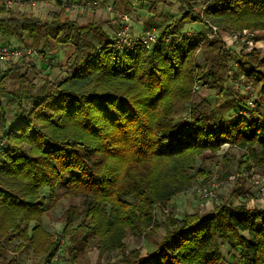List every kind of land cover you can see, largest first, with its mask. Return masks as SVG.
<instances>
[{
	"label": "trees",
	"instance_id": "16d2710c",
	"mask_svg": "<svg viewBox=\"0 0 264 264\" xmlns=\"http://www.w3.org/2000/svg\"><path fill=\"white\" fill-rule=\"evenodd\" d=\"M179 1L186 3L183 13L161 30L172 38L150 48L115 46L105 29L110 20L86 23L60 11L45 20L0 8V43L24 47L28 34L72 48L59 78L37 83L19 67L0 70V119L8 118L3 95L19 109L1 136L7 145L0 147V264H20L17 255L26 249L52 264L60 239L43 224L42 189H49L51 206L60 186L81 198L67 210L63 230L74 262L94 241L100 254L121 251V264H229L223 246L238 264H264V207L234 204L238 189L209 211L156 221L158 207L206 174L195 169L206 151L215 154L228 142L245 150L247 168L264 165V54L209 36V24L229 33L264 30V0H201L209 3L202 11ZM113 2L123 12L136 10L130 0ZM186 24L202 25L200 32L192 28L195 41L175 37ZM228 55L235 75L254 87V107L250 95L226 86ZM214 87L215 102L195 100L200 88ZM218 106L236 110L219 116ZM160 225L164 233L153 250L127 251L128 235Z\"/></svg>",
	"mask_w": 264,
	"mask_h": 264
},
{
	"label": "rangeland",
	"instance_id": "374dc122",
	"mask_svg": "<svg viewBox=\"0 0 264 264\" xmlns=\"http://www.w3.org/2000/svg\"><path fill=\"white\" fill-rule=\"evenodd\" d=\"M190 1L194 6L197 4V0ZM69 2L71 1L61 0L63 5L59 6L56 0H38L35 5L29 6L25 10L21 11L14 9L10 11L12 13H25L28 16L40 17L41 19L45 20L50 19L54 11H60L61 15L64 14V18L71 19L74 18L75 13L71 14L68 12L69 10L73 11L71 7H67V5L71 6ZM113 4V0H101L98 5L90 10V12H93L92 16L95 19L110 20L111 23L117 25L120 15L124 12L122 11V8H114ZM185 4L186 3L183 4V2L180 3L178 0H172L171 3H169V6L166 7L165 4H162L161 0L155 5L149 1L135 0L136 10L132 11L131 13L129 12L132 18L131 22L135 23L136 25L139 21H143V23H145L146 29L155 26L161 32V30L168 23L181 16L184 6H186ZM153 5L154 8L152 7ZM108 6H111L112 9L109 10ZM96 8H101V10L97 11ZM199 9L202 10L201 7ZM5 12L9 11L6 10ZM80 12H85L82 16L85 20L88 10ZM1 16H5V14L0 12V17ZM147 23H151V27L148 26V28ZM186 25L188 28H195V30L198 32H200V29H202L201 24ZM186 25H184V29L187 28ZM105 28L108 32H111L112 37L115 36L116 33H112L114 27L106 25ZM203 29L206 30L205 28ZM256 32L254 47L259 48L261 53L264 54V30H259ZM224 33L225 31L222 30L221 38L223 39ZM34 40L35 39L32 41L29 35L26 34L25 45H30L31 47L35 48L41 55L40 57L32 56L28 59L10 63L0 62V70L5 73V70L12 66L19 67V72L26 73L37 83H41V81H43L45 78L54 79L63 76L67 70L66 62L72 52V48L68 46H59L55 41L50 39L46 40L42 37H38L35 41ZM12 43L17 44L14 42V40ZM234 45L235 48L240 49V43H235ZM56 49H59V54L57 53L59 51ZM14 74V71H12L5 79L8 83V87H13L12 81ZM223 76L227 79L226 86L231 87L233 91H237V89L240 90L238 87H236L234 82H231L228 79L226 71L223 72ZM231 84L234 86H231ZM217 92L218 88L216 87L200 88L198 90V97H196L195 100L199 101L201 98L205 97L211 102H215L217 99H219ZM3 97L6 105L7 117L10 121L11 117L14 118L18 115L19 109L17 104L11 100L8 95H3ZM224 101L225 98L222 100V102ZM235 110V108H230L228 111H225L221 108V106H218L217 114L220 116L225 114V112H228V115H231ZM9 121L3 122V120L0 119V126L3 127V124H5L6 130H8ZM198 167L205 169L206 174L198 175L193 186L189 190L174 196L164 206L165 209H163V207H158L155 210L157 222L160 223L171 213L181 216L185 213L194 211H209L218 203L230 202L228 200L230 196L234 195L232 192L235 189H238L240 194L239 196L235 195L236 197H233L234 199L232 202L234 204L244 201L248 207H264V196H262L259 192V179L260 177L264 176V165H252L250 168H247L244 149L238 148L235 145L226 142L217 153L213 154L210 151H206L202 156H200L197 160L195 169H198ZM214 175L218 176L220 185L218 187L212 186L210 188L213 192V195L211 197H202L201 195L195 194L193 190L194 186L201 185V183H206L208 179ZM65 191L66 188L64 186L58 187L57 198L54 200L56 202L49 206L50 201H52L53 198L50 197L48 188L42 189V199L46 207V212L43 216V224L55 239H60L59 251L56 253V255H54L52 264H121L120 259L123 257V253L121 251L116 250L110 253L100 254L97 248L94 247V241H87L86 249L79 253V256L75 262L72 261L71 255L68 251V246L71 241L66 235L63 234V230L67 221V210L73 205H79L81 198L79 196L65 194ZM163 233L164 227L160 225L159 227L152 230L151 233H145L142 236L128 235L125 239L127 251L140 248L142 253L145 254L157 246L158 241L162 239ZM222 249L229 264L239 263L238 258L234 256L233 252H231L227 246H223ZM17 259L20 264H42L43 262L40 257H36L29 249L19 253L17 255Z\"/></svg>",
	"mask_w": 264,
	"mask_h": 264
},
{
	"label": "built area",
	"instance_id": "2783aa9c",
	"mask_svg": "<svg viewBox=\"0 0 264 264\" xmlns=\"http://www.w3.org/2000/svg\"><path fill=\"white\" fill-rule=\"evenodd\" d=\"M101 0H72L69 2L67 7H71L74 11H86L90 10L96 5L100 3ZM38 0H0V8H4L6 10H25L27 7L35 5ZM67 4V3H66ZM209 3L203 2V6L201 9H205ZM108 9L111 10L112 7L108 6ZM201 10V11H202ZM122 20V25L116 31L115 35V46L123 47V46H132L138 43L143 44L145 47L150 48L152 45L162 42V41H169L172 36L166 35L161 37V32L158 30L157 27L153 26L149 29H146L142 32H136L131 24V16L129 13L124 12L120 15ZM210 25V32L209 36H219L222 35V29L214 24ZM256 31L252 29H245L243 31H235V32H225L224 33V41L228 43H240V48L244 51H249L254 47V39L256 35ZM197 36V32L194 30H187L183 29L180 32L175 34L177 39H189L191 41H195ZM37 56L40 57L41 55L38 51L31 47L30 45H25L24 47L18 44H5L0 43V62L2 63H10V62H17L24 59H28L29 57ZM229 64L227 69V76L231 82H234L236 87H238L242 93L245 95H250L249 98V105L251 107L255 106V102L253 99L254 95V87L249 83L247 78L241 74L240 76L235 75V70L233 59L230 55L227 56ZM246 111L244 112V114ZM237 117V116H236ZM234 117V119L236 118ZM7 145V141L4 138L0 137V147H5ZM220 181L217 175L212 176L206 183H201V185H195L193 190L195 194L201 195L202 197H211L213 192L211 191V187L219 186ZM259 192L262 196H264V176L260 177L259 179ZM216 197V196H215ZM163 209L164 206H162Z\"/></svg>",
	"mask_w": 264,
	"mask_h": 264
},
{
	"label": "crops",
	"instance_id": "0c3cea01",
	"mask_svg": "<svg viewBox=\"0 0 264 264\" xmlns=\"http://www.w3.org/2000/svg\"><path fill=\"white\" fill-rule=\"evenodd\" d=\"M70 1H72V0H70ZM131 1V3L133 4V5H135V0H130ZM171 1L172 0H161V2H162V4H165V6L166 7H168L169 6V3H171ZM173 1H176V0H173ZM179 1V0H178ZM180 2V1H179ZM196 5H195V9H197L198 11H200V7H202L203 6V2L201 1V0H197L196 1ZM94 8V7H93ZM90 10H92V9H90ZM90 10H88V12H87V15H86V19L84 20L83 19V15H84V13L85 12H80V11H78V10H75V12H73L72 10H69L68 12L69 13H75L74 15V18H71V19H79L81 22H86V23H89V22H91V21H93L95 18L92 16L93 14V12L91 13L90 12ZM96 10L97 11H99V10H101V8H96ZM78 11V12H77ZM77 13V14H76ZM64 14H62L61 16H62V18H64V16H63ZM66 16H69V15H66ZM94 18V19H93ZM84 20V21H83ZM131 24H132V26H133V28H134V30L136 31V32H142V31H144L146 28H145V23H143V21H139L136 25H135V23H133V22H131ZM109 25L110 26H112V27H114V29H118V27H119V22H118V24L117 25H115L114 23H109ZM106 29V28H105ZM113 29V33L115 34V31L116 30H114ZM106 31H107V29H106ZM260 32H263V31H260ZM259 34V33H258ZM261 42V41H260ZM262 43V42H261ZM12 44H14V43H12ZM257 44V43H256ZM59 45V44H58ZM228 45H232V43H228ZM59 46H62V45H59ZM263 47H264V44H263ZM56 50H58L59 51V49H56ZM58 54L60 53V51L59 52H57ZM12 118L13 117H11L10 118V121H9V118H7V121H9L8 123L10 124L11 122H12ZM5 131H6V125L5 124H3V127H1L0 126V137L5 133Z\"/></svg>",
	"mask_w": 264,
	"mask_h": 264
}]
</instances>
